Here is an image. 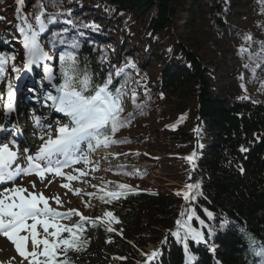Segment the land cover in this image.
Here are the masks:
<instances>
[{
	"label": "trees",
	"instance_id": "16d2710c",
	"mask_svg": "<svg viewBox=\"0 0 264 264\" xmlns=\"http://www.w3.org/2000/svg\"><path fill=\"white\" fill-rule=\"evenodd\" d=\"M1 1L0 26L7 28L0 42L8 47L0 49L5 60L0 73L3 83L5 79L13 82L9 74L13 65L19 67L16 58L11 59L15 57L14 46L9 40L19 29L20 14L13 0ZM215 1L211 20L224 25L226 8L223 0ZM82 3L88 9L83 18L75 19ZM177 3L178 0H58L53 4L55 11L47 12L40 0H21L20 9L31 30L38 33L39 45L47 44L42 37L52 30L48 25L51 19H56L53 25L59 29V37L74 34L84 39L87 33L108 37L109 44L103 50L115 61L108 60L100 46L91 47L85 41L68 52L76 56L78 67L86 70L95 83H102L111 74L112 90L123 89L125 83L133 93L147 91L164 106L174 99V113L188 109L192 125L189 132L174 137L177 151L194 149L193 128L202 135L201 151L194 152L191 163L185 161L192 171L190 184H199L198 189L190 191L188 200L167 192L126 194L102 204L120 221L113 226L114 233L106 232L99 223H87V230L111 239L102 252L107 264H145L141 252L149 244L160 252L150 264H186L189 255L194 257L191 264H264V256L257 255L264 250V100L246 90L229 102L213 94L208 69L194 48L172 40ZM42 12L41 32L35 17ZM121 14L128 16L126 22L118 20ZM163 46L168 49L165 53L161 51ZM118 69H123L120 75L116 74ZM55 74L62 84L60 59L55 64ZM242 147L247 150L241 151ZM177 220L182 226L177 225ZM189 229L202 233L203 241L197 243L190 234L185 241Z\"/></svg>",
	"mask_w": 264,
	"mask_h": 264
},
{
	"label": "rangeland",
	"instance_id": "374dc122",
	"mask_svg": "<svg viewBox=\"0 0 264 264\" xmlns=\"http://www.w3.org/2000/svg\"><path fill=\"white\" fill-rule=\"evenodd\" d=\"M30 1L32 0H28V2ZM40 1L45 5L46 11L47 9L55 11L53 4L58 0ZM215 2V0H178L175 7V29L173 30L172 40L194 48L201 59L202 65L208 69V76L215 96L229 102L238 93L246 90L249 94L264 100V51L261 47L262 42H264V0H223V5L226 8L224 25H219L211 20L212 11L214 10L212 7H215ZM2 4L3 1L0 0V6ZM87 9L88 5L82 3V9L74 15V18H83L82 16H84ZM127 19L126 14L118 16V20L121 22H126ZM52 22L54 20L51 21V24ZM5 27H0V35ZM21 27L25 28L27 32L23 23L20 24ZM76 27L80 31V28H78L80 26ZM141 31L137 30L136 32L141 33ZM16 35L14 55L17 61H22L24 65L23 58H25L26 52L24 37L20 31ZM248 35L252 37L251 41H246L245 37ZM50 37L52 41L50 40L48 46L51 48L58 46L53 56H49V60L42 59L38 61L40 68L37 72L41 81L38 83V75L36 76L34 73L23 89L24 95L27 94L25 99L34 105L33 109L35 110L38 106L37 111L46 114L48 108L53 105V102L46 95L48 97L49 95H59L52 70L57 62L56 60H58L57 54L59 53V56H61L64 52H69L73 45L76 47L77 44L82 43L80 37L77 39L70 36L61 38V41L55 44L57 36L51 35ZM106 38L108 37H105V39H88L84 43L91 47L100 44L101 52L103 51L106 56L107 54L103 50L104 48L107 49L109 44L107 41L109 39ZM42 39L46 40L49 37L46 36L45 39L43 36ZM73 41H75V44ZM128 44L129 42H126V46ZM67 45L70 46L67 47ZM114 47L116 48V46ZM241 47L248 49V54H246L247 51L241 52ZM167 50L166 46L161 47L162 52L165 53ZM107 58L110 61H115L112 56L107 55ZM257 64L260 67H256ZM245 65L248 67H245ZM253 69H255V72H253ZM33 82L37 87H34L35 84L32 85ZM122 93L121 100L124 111L121 113V117L127 118L130 123L120 128L113 139L128 142L111 144L108 147L101 146L102 149L112 150L115 155L112 160L100 161L99 158H93L94 154L99 151L96 149L88 155L91 163L84 164L81 162L62 170L64 173L79 177L76 180H67V182L71 189L80 190L79 194H74L73 191L67 194V210L62 211L67 212L69 209H78L86 217L93 219L103 217L105 211L101 206L102 201L98 197L105 195L107 191H117V184L121 183L130 185L132 189L121 190L124 194L144 191L147 193L151 191L159 193L179 191L183 193L186 189L185 185L189 184L191 177L186 174L188 170L184 167V161L181 158L186 155H184V150L177 151L175 149L176 140L174 139L183 131H190L192 122L190 121L188 109L181 113H174V99L170 100L168 106H164L159 101L149 100L146 96L135 97V103H133L132 97L127 96L128 90ZM6 98H8V89L0 86V120H2V108L6 104ZM137 105H140V107H137ZM31 112L34 111L27 110L24 114H21L23 126L31 123L36 124L38 119H31ZM42 116L45 117V114H42ZM62 119L63 121L55 127L54 133H52L53 138H55L56 129L60 125L69 123V117L64 113ZM22 135H25L23 136L25 142L32 140L34 130H27ZM44 135L47 139L48 135ZM195 140L197 151H199L202 144V135L198 131H196ZM17 143H19L16 146L19 155H26L24 153L25 145L22 142H16L15 144ZM39 147L38 144L33 145L29 149V153L34 154ZM83 147L86 149V145ZM90 167L97 169L89 170L93 179H88L86 176H81L74 171V169H82L84 172H88ZM125 173H128V175H125ZM59 177L55 175L46 177L43 181V188L39 192H43L45 197L50 198L47 191L49 187L58 181ZM23 178L25 177L23 176ZM21 180V177H19L16 184H19ZM46 181L48 182L44 183ZM82 181L83 183H89L90 187L83 188ZM100 186L101 188H99ZM101 189L105 191L102 192ZM32 191L38 190L36 188ZM89 193L95 195L90 196ZM78 220V216H73L70 220H61L60 223L71 225ZM98 222L106 228L115 224V222H112L109 225L107 218ZM63 236L68 237V233H63ZM80 241L82 246L79 251L69 250L67 252L68 261H73L72 264H107L102 260L104 254L102 252H105L110 244L111 239L109 237L98 234L90 235L88 232L83 231L80 233ZM85 241L86 243H84ZM152 249L151 245H147L144 248V254H150ZM59 259L63 260L65 257L60 256ZM24 264H28V262L24 261Z\"/></svg>",
	"mask_w": 264,
	"mask_h": 264
},
{
	"label": "snow or ice",
	"instance_id": "6c2138e0",
	"mask_svg": "<svg viewBox=\"0 0 264 264\" xmlns=\"http://www.w3.org/2000/svg\"><path fill=\"white\" fill-rule=\"evenodd\" d=\"M43 15L42 12L35 17L41 32L44 30ZM28 29L30 34L23 27L19 29L24 37L26 50L25 68L39 60L50 58L37 42L38 33L31 30V25H28ZM245 39L251 41L252 37L248 35ZM261 47L264 51V42H262ZM240 51L246 52L248 49L241 47ZM11 59L14 60L15 57ZM59 59L63 83L57 88L59 95H49L48 99L53 102L56 111L69 117V123L60 125L56 129L55 138L52 137L51 133H48L46 140L43 136L40 137L43 143L34 154H30L29 149L25 148L24 165L17 163L20 158L18 151H14L8 144L0 143V184L12 183L11 187H4L0 190V235L6 237L14 245L16 253L22 258L19 264H24V261H27L28 264H68L67 252L69 250L79 251L82 246L80 233L86 230L84 227L86 222L96 226L98 221L107 218L109 225L112 222L120 223L112 211H106L103 217H96L95 219L84 216L78 209H69L62 213L49 204V199H53L58 206H61L62 201L59 196L48 198L43 192L29 191L28 187L15 183L17 178L31 175H36L43 183L48 174L63 176L68 181L76 180L79 178L78 176L64 173L62 170L81 162L84 164L91 163L88 155L101 146L108 147L111 144L128 142L113 139L115 133L130 123V120L121 117V113L124 111L121 100L123 93L121 88H115V90L110 88L112 84L111 74L102 83H95L86 70L82 71L78 67L75 55L65 53ZM4 62L3 55H0V73L4 71ZM131 67H135V65H131ZM245 67L248 66L245 65ZM256 67H260V65L257 64ZM12 71L19 72L20 70L13 65ZM121 72L123 69H118L116 74L120 75ZM7 89L8 106L11 107L14 94L11 81L8 82ZM241 98L247 99V97ZM132 99L135 103V93H133ZM37 123H39L38 120ZM84 145H86V149L83 147ZM246 150L241 148V151ZM194 156L195 153L186 159L191 161ZM94 170L97 169L94 167ZM74 171L79 172L81 176L87 175L82 169H74ZM29 183L31 188L35 190L36 182L30 181ZM62 187L69 188L74 194L80 192L78 189H70L68 183L63 184ZM185 188L187 190L183 192V197L188 200L190 191L198 189L199 184H188L185 185ZM117 189V191H107L105 195L98 198L104 203H111L113 199L118 200L124 195L121 190H132L130 185L123 183L117 184ZM101 191L104 192L105 190L101 189ZM88 195L95 194L89 193ZM177 195H181V193L177 192ZM208 215L211 216V213ZM73 216L79 217L76 223L71 225L60 223L61 220H70ZM176 223L178 226H182L180 220H177ZM106 230L115 231L111 226ZM65 232L68 233V237L63 236ZM189 234L197 243L204 239L202 233L189 229L185 234V241ZM172 235L178 236L179 233L173 232ZM29 244L31 250H29ZM184 247L187 253V243L184 244ZM145 255L147 257L145 264H150L160 255V252L154 250ZM257 255L264 256V250L258 252ZM60 256H64L65 259H59ZM193 259L194 257L189 255L186 264H191Z\"/></svg>",
	"mask_w": 264,
	"mask_h": 264
},
{
	"label": "bare ground",
	"instance_id": "6f19581e",
	"mask_svg": "<svg viewBox=\"0 0 264 264\" xmlns=\"http://www.w3.org/2000/svg\"><path fill=\"white\" fill-rule=\"evenodd\" d=\"M21 5V3L19 2ZM19 8V11L22 13V10ZM51 23V21H49ZM50 25L51 27H55ZM23 26L25 27V23H23ZM49 27V28H51ZM106 28L109 30L110 24L106 25ZM50 37V35H48ZM52 41V40H51ZM51 52V50H50ZM52 53H55V50H52ZM59 57V53L57 54ZM27 61H25L26 63ZM54 62V61H53ZM39 65L38 63L35 64H30L28 68L24 70V73L22 75V83L20 84L18 91H14L13 97L11 100V107H9V97L5 99L6 101V111L4 112V116L1 117V123L4 127V131L2 134H0V143L8 144L10 148H12L14 151H18L17 147L19 143L15 144L14 142H22V144L25 145L26 148L30 149L33 145L38 144L41 145L43 141L40 139V137L46 138V135L48 133H54L55 127L63 121V113L58 112L55 110V106L51 105L48 108L47 114L44 112H39L37 109H39L38 106H36L35 110L34 105L31 104L29 101L25 99L24 91L23 89L25 88V85L29 82L30 76L35 73V75H38V70H39ZM40 75L37 76L38 83L41 81ZM54 78V76H53ZM35 83L33 82L32 85ZM34 87H37L35 84ZM33 87V88H34ZM6 91V90H5ZM4 91V92H5ZM3 92V93H4ZM27 110L34 111L33 113L31 112V119L37 118L39 123L36 122L35 125L32 123L29 125L23 126L21 122V114H24ZM42 114H45V117L42 116ZM19 123V125L17 124ZM34 130V137L32 140H28L25 142L23 139V134L27 130ZM4 140L5 142H2ZM46 140V139H45ZM21 144V143H20ZM25 156V155H24ZM24 156H20L18 159L17 163H20L21 165H24L25 160ZM114 154L112 150H109L108 148L106 149H100L98 152L94 154L93 158H99L100 161H109L114 158ZM94 168V167H93ZM90 167L88 169V172L86 171L87 175H85L88 179H93V176L89 173V170L93 169ZM79 173V172H77ZM191 171L188 170L186 171V174H190ZM80 174V173H79ZM49 177V176H46ZM54 177V176H50ZM21 182L19 184H22L25 187L29 188V191H32L30 181H35L36 182V188L38 191H41L43 188V183L39 181V177L36 175H31V176H26L25 178L21 177ZM38 180V181H37ZM17 181H15L16 183ZM48 181L44 182L47 183ZM68 183L67 179H65L63 176H60L58 181L55 182L51 187H49L47 193L48 196L54 197V196H59L60 200L62 201V205L58 206L53 199H49V204L57 209L58 211L64 213L65 211L62 210H67V194L71 193V190L69 188H64L62 187L63 184ZM83 188H89V183H83ZM12 183L8 184H2L0 186V190H2L4 187H11ZM101 188V186L99 187ZM71 189V188H70ZM151 245V244H149ZM153 248V246L151 245ZM29 250H31V246H29ZM144 252V249L142 250ZM22 260L21 257L16 253L14 245L11 244L10 241L6 239V237L0 235V263H5V264H19V262ZM144 261H146V258H144Z\"/></svg>",
	"mask_w": 264,
	"mask_h": 264
}]
</instances>
